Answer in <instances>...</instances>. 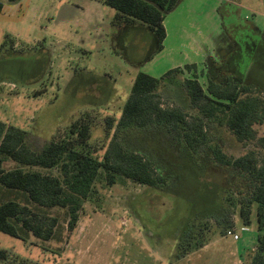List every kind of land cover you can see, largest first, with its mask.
<instances>
[{
	"label": "rangeland",
	"instance_id": "obj_1",
	"mask_svg": "<svg viewBox=\"0 0 264 264\" xmlns=\"http://www.w3.org/2000/svg\"><path fill=\"white\" fill-rule=\"evenodd\" d=\"M4 13L0 16V120L27 130L36 147L88 115L89 142L102 158L115 132V127L108 132L106 117L121 116L138 71L161 77L178 66L160 88V98L164 106L178 105L191 113L195 110L184 92L186 78L197 77L206 87L208 75L221 82L234 78L264 87V35L260 34L264 0H182L164 20L168 33L164 48L148 60L154 51L151 35L120 32L112 24L116 10L101 2L40 0L14 11L11 21L4 20ZM122 41L124 57L113 50L115 45L122 49ZM131 60L144 62L133 67ZM194 63L196 68L187 67ZM256 128L263 136L264 124ZM208 131L209 144L220 145L230 155L256 149L255 143H241L215 121L208 123ZM128 145L150 158L158 171L163 166L174 173L169 187L161 190L120 175L111 184L100 170L68 238L66 230L62 241L32 237L25 242L0 230V248L10 251L0 264L250 262L258 241L256 207L252 223L243 231L239 206L226 201L230 174L214 165L208 146L200 154V167L176 140L163 139L160 130L138 133ZM257 151L264 156L262 149ZM16 165L10 160L4 167ZM232 218L231 229L239 232L240 240L221 234L220 224Z\"/></svg>",
	"mask_w": 264,
	"mask_h": 264
},
{
	"label": "trees",
	"instance_id": "obj_2",
	"mask_svg": "<svg viewBox=\"0 0 264 264\" xmlns=\"http://www.w3.org/2000/svg\"><path fill=\"white\" fill-rule=\"evenodd\" d=\"M181 1L104 0V3L116 10L114 26L146 28L147 32L143 31L155 42L148 60L164 48L167 36L164 20ZM3 7L0 0V14ZM260 34L264 35V29ZM177 70L178 66L161 77L138 72L121 116L106 117L108 132L114 127L115 132L102 158L94 154L89 142L92 123L88 115L74 120L63 134L57 132L42 147L31 142L27 130L0 120V230L25 242L32 237L43 242L62 241L66 230L68 238L93 192L100 170L111 184L115 175H120L139 184L166 189L174 173L163 166L162 172L158 171L150 158L128 145V139L136 138L138 133L160 130L163 139L176 140L198 166L201 167L200 154L208 146L214 165L227 169L231 188L226 201L234 208L239 206L244 226L252 223L256 207L258 241L246 264H264V156L257 151L258 148L264 151V135L256 128L264 124V87L248 81L235 82L234 78L221 82L211 75L206 87L197 77L186 78L184 92L189 107L195 110L191 113L178 105L164 106L160 98L164 81ZM210 121L226 127L245 145L255 143L256 149L233 156L220 145L209 144ZM10 160L17 165L6 169L4 164ZM220 225L221 234L225 235L235 222L232 218ZM187 245L190 247V242ZM8 256L10 251L0 248V260H7Z\"/></svg>",
	"mask_w": 264,
	"mask_h": 264
},
{
	"label": "crops",
	"instance_id": "obj_3",
	"mask_svg": "<svg viewBox=\"0 0 264 264\" xmlns=\"http://www.w3.org/2000/svg\"><path fill=\"white\" fill-rule=\"evenodd\" d=\"M1 1H3V0H1ZM40 0H20V1H18V2H16V3H10L8 0L6 1H3V3H4V7H3V10H2V13L0 14V16L4 13L5 14V16H4V20L5 21H11V19L12 18H14L15 17V15L13 14V12L15 11V12H17L19 9L21 10V9H23L24 8V6H26V8H29V7H31V5H35V4H38V2H39ZM92 1H96V2H101V3H103V4H105L104 3V0H92ZM7 3H9L11 6L10 7H7L6 6V4ZM106 5V4H105ZM108 6V5H107ZM17 7H18V10L16 11V9H17ZM5 10V11H4ZM1 19V18H0ZM3 19V18H2ZM118 27V29H120V32H127V31H130V30H132V31H134V32H136V30L138 31V29H140V31L142 30H144V31H146V28L144 27V26H139V25H133V26H126V25H121V26H117ZM166 30H167V28H166ZM147 32V31H146ZM168 34V33H167ZM167 37V36H166ZM145 43V42H144ZM152 43H153V45H155V42H154V39L152 40ZM121 44H122V49L121 48H118L116 45L114 46L115 48H113V50H114V52H116V54H118V56H122V57H124L125 55H124V50H123V48L126 50V46H125V43L122 41L121 42ZM148 45V44H147ZM141 46V45H140ZM138 48H139V46H138ZM196 54H197V56H199V58L200 59H202V56H201V54H200V50H197L196 49ZM130 65L131 66H133V67H138L139 65H141V64H143V61L142 60H140V61H134V60H131L130 62ZM139 72V71H138ZM138 72L136 73V76H137V74H138ZM109 77L112 79L113 78V76L112 75H109ZM136 78V77H135ZM135 78L134 79H131V84H132V86H133V83H134V80H135ZM132 88V87H131Z\"/></svg>",
	"mask_w": 264,
	"mask_h": 264
},
{
	"label": "built area",
	"instance_id": "obj_4",
	"mask_svg": "<svg viewBox=\"0 0 264 264\" xmlns=\"http://www.w3.org/2000/svg\"><path fill=\"white\" fill-rule=\"evenodd\" d=\"M242 230L243 231L244 230H248V227L244 226V227H242ZM227 235L233 236L234 239H236V240H238V239L240 240L241 239V236H240L239 232L235 231L234 229H229L227 231Z\"/></svg>",
	"mask_w": 264,
	"mask_h": 264
},
{
	"label": "flooded vegetation",
	"instance_id": "obj_5",
	"mask_svg": "<svg viewBox=\"0 0 264 264\" xmlns=\"http://www.w3.org/2000/svg\"><path fill=\"white\" fill-rule=\"evenodd\" d=\"M228 60H229V59H228ZM227 64H228V66L230 65V63H229V62H228ZM229 67H230V66H229ZM243 76H244V75H243Z\"/></svg>",
	"mask_w": 264,
	"mask_h": 264
}]
</instances>
